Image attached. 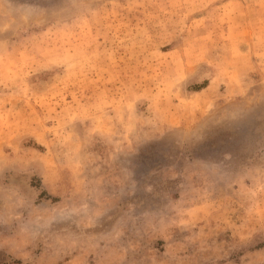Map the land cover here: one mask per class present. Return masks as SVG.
<instances>
[{
	"label": "rangeland",
	"instance_id": "obj_1",
	"mask_svg": "<svg viewBox=\"0 0 264 264\" xmlns=\"http://www.w3.org/2000/svg\"><path fill=\"white\" fill-rule=\"evenodd\" d=\"M0 264H264V0H0Z\"/></svg>",
	"mask_w": 264,
	"mask_h": 264
}]
</instances>
